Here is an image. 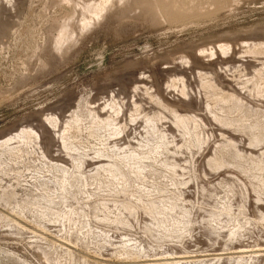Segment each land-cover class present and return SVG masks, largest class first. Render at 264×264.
<instances>
[{
	"label": "rangeland",
	"instance_id": "1",
	"mask_svg": "<svg viewBox=\"0 0 264 264\" xmlns=\"http://www.w3.org/2000/svg\"><path fill=\"white\" fill-rule=\"evenodd\" d=\"M0 264H264V0H0Z\"/></svg>",
	"mask_w": 264,
	"mask_h": 264
}]
</instances>
